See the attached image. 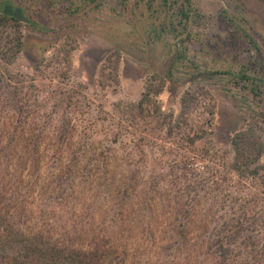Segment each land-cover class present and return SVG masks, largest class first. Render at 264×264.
Returning a JSON list of instances; mask_svg holds the SVG:
<instances>
[{
    "label": "rangeland",
    "instance_id": "obj_1",
    "mask_svg": "<svg viewBox=\"0 0 264 264\" xmlns=\"http://www.w3.org/2000/svg\"><path fill=\"white\" fill-rule=\"evenodd\" d=\"M173 1L1 0L45 30L0 20V171L125 264H264V152L233 146L264 149V0H193L184 34Z\"/></svg>",
    "mask_w": 264,
    "mask_h": 264
},
{
    "label": "trees",
    "instance_id": "obj_2",
    "mask_svg": "<svg viewBox=\"0 0 264 264\" xmlns=\"http://www.w3.org/2000/svg\"><path fill=\"white\" fill-rule=\"evenodd\" d=\"M90 1L95 2L96 0ZM165 1L168 2V0ZM148 4L150 6V3ZM174 5L178 6L173 14L179 20V23L178 25L171 23V30L184 34L190 24L200 18L201 15H199L193 0H174L168 11H171ZM19 11L20 15H18ZM7 18L17 22L23 21L36 28L45 30L43 26L30 20L23 9L0 0V20ZM179 27L181 28L180 30ZM189 37L190 34H188ZM257 95H260V93ZM7 141L10 143L14 140L8 139ZM29 144L27 143V145ZM233 146L238 160L246 163L256 162L264 152V149L259 147L246 132H240L235 135ZM11 147L10 145L8 148L10 149ZM2 152H0V162L12 161L15 157L14 155H16L15 150H13V153L6 150ZM23 154L26 157V151ZM24 155L22 156L24 157ZM20 158L23 160L21 156ZM13 168L14 170L7 165L0 171V264L126 263L127 252L120 247H101L99 243H96L97 240L86 245L87 247L83 243L79 245L78 241L82 238L79 234L71 235L66 233V231L63 234L58 233L59 231L55 232V230L50 228L49 222L45 220H43V224L37 223L33 216L32 203L29 204L28 202L29 196L33 195L34 190L29 188L25 182V179L30 177L29 173L31 172L25 171L22 166ZM64 173H67L64 177L69 180V175L74 172L71 170ZM14 182L19 185H13ZM18 190L20 192L21 190H27L22 197L23 202L17 197L15 202L9 204L7 200L9 198L12 199ZM52 194L53 191L50 192V195ZM30 198L33 200V197Z\"/></svg>",
    "mask_w": 264,
    "mask_h": 264
},
{
    "label": "water",
    "instance_id": "obj_3",
    "mask_svg": "<svg viewBox=\"0 0 264 264\" xmlns=\"http://www.w3.org/2000/svg\"><path fill=\"white\" fill-rule=\"evenodd\" d=\"M18 15H20V11H19V14Z\"/></svg>",
    "mask_w": 264,
    "mask_h": 264
}]
</instances>
